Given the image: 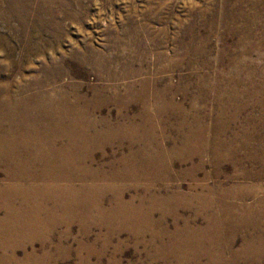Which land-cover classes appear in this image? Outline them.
Instances as JSON below:
<instances>
[{
	"label": "rangeland",
	"instance_id": "1",
	"mask_svg": "<svg viewBox=\"0 0 264 264\" xmlns=\"http://www.w3.org/2000/svg\"><path fill=\"white\" fill-rule=\"evenodd\" d=\"M0 73L13 96L34 82V115L61 92L92 102L71 154L109 184L88 204L116 215L38 197L40 223L0 233V264H264V0H0ZM19 126L0 136L1 188L31 184L7 162L38 152L12 154L40 138Z\"/></svg>",
	"mask_w": 264,
	"mask_h": 264
},
{
	"label": "bare ground",
	"instance_id": "2",
	"mask_svg": "<svg viewBox=\"0 0 264 264\" xmlns=\"http://www.w3.org/2000/svg\"><path fill=\"white\" fill-rule=\"evenodd\" d=\"M87 58H86V60H87ZM87 61H89V60H87ZM6 66H8V65H6ZM121 75H122V73H121ZM114 78H116V77H114ZM32 84H34V82L33 83H29L27 87L18 89V93L16 92L17 95L16 96H13L12 93H10V89L8 87V83L5 81V76L3 74L0 75V136H5L7 133L16 134V133L20 132L19 131L20 130L19 127H21V126H19L20 123L23 124L22 129L23 128L25 129V130H23V132H28V134H29L28 136H31V135H34L35 136L36 134L37 135L39 134V136H40L39 140H35V141H31L30 140L29 142H26L25 145L23 144L24 146L22 145L21 146L22 148L19 147V146H17V145H15V144H12V145L9 144L10 145V150H13V152H12L13 155H19L21 153L23 155V152L24 151H28V150L30 151V150H33V149H35L38 152L35 153V154L25 155L26 158L24 160H21L20 162L18 161L19 162L18 163L19 166L23 167V170H21L19 172L18 171H15L13 173L12 170H11L12 165H14L15 167H17V164H16L17 162L15 163L14 160H13L12 163L9 162V161H7L8 164L11 165L10 166V169H9V171L12 174L11 175V181H13V180L16 181L17 180V182H18V181H22V180H27V181H31V184L29 186H27V187L20 186L19 184H16L18 186H12V185L9 184L8 186H6L4 188H1L0 187V210L1 209L2 210H5V217L4 218H0V233H2V236H3V234H7V232H9V226H11L13 223L16 225L17 224V221H21V223L28 222V224L30 222H37L39 220L41 221V219H40L41 218V213L43 212L44 208L42 206H40V205L37 204L38 202H37V199L36 198H38V197H41L42 199L44 198L46 201L47 200H51V202L55 203L58 207L60 205L63 208H65L64 206H68L67 201L74 200L76 202V204L77 203L78 204H82V206H84V208H87V209H90L93 206V208H95V210L99 211V213L102 216H105V217L110 216V218H111V216H116L115 214L114 215H111L110 214V213L114 212V210H113L114 209V206H112L109 209L107 207H105L102 204V200H101L102 197L101 196H100L101 198H99L98 200L92 199V201L93 200L94 201L92 203L90 202V204H88L90 198H89V200H87V198H88V197H86L87 195H82L83 194L82 191L85 190V189L88 191V193L91 191V193H93V194H91V198H93L96 195H100L101 194V192L103 191V190H101V187L103 185H105L107 182L106 181H103V178L100 179V177H99V171L97 172L98 173L97 174L96 172H93L92 170H89L90 168L83 167L84 166L83 164H87L88 166L89 165L92 166V163L94 161L92 157H91V160L90 161H88V162L86 161V163H83L82 164L83 165L82 167L81 166L77 167V163L76 162H80V161H84L85 162V159L80 158V156L78 154H71V151H73L74 148H76V143H74V141H72V139L74 137L76 138V137H81V136H84V135H87V134H91L90 131H89V129H88L89 128L88 125H90L89 123H91V122H88L87 123L86 120H88L89 117H90V112H89L90 108H89V106H91L90 104H92V102L90 101L91 103H88V100L86 99V100H84V103L81 104V102L83 101L84 98H81L80 95H77V96H75L73 98H69V97L66 96V93L65 92L64 93L61 92L62 94L60 93L59 99H57V101L54 100V101L50 102L49 105H45V104L42 103L45 106L40 107L39 112L36 115H34L33 114V112H34V108L33 107L34 106L32 107L31 100H30L31 98H29L27 100V99L24 98L26 96V94H25V96L22 95L23 92L26 91V88H32ZM45 84H46V82H45ZM105 89H107V88H105ZM118 90H119V87H118ZM42 91H44V90H42ZM31 92H30V94H31ZM95 92H96V96H97V93L99 92V90H97ZM132 92L134 93V91H132ZM101 94H99V96H97V97L98 98L99 97H102ZM117 96L118 95H115V97H113V99H111V100H118L120 97L118 96L119 97L118 98ZM139 96H140V94H139ZM38 100H40V99H38ZM140 102H142V101H140ZM143 104H144V102H143ZM143 107H144V105H143ZM35 109H36V107H35ZM90 111L92 112V110H90ZM122 111H123V109H122ZM38 119L42 120L43 122L45 121L46 123L44 122L45 125H42V127L40 129H37V128L34 129L33 127L30 126V124L33 122V120L35 121V120H38ZM49 123H53L52 126L49 125ZM132 123H134V122H132ZM110 131H112V130H110ZM114 132H116V131L114 130ZM22 136H23V134H22ZM64 138H67V139L70 140L67 144H65V145H67L65 147H68V151H66V152L65 151L62 152L61 150H59V147H57V144H59V141L62 140V139H64ZM19 143H20V141H19ZM7 153H9V152H7ZM3 155L6 158L5 154H3ZM29 163H40V165L43 164L44 166L43 165L41 167L39 166L41 169H39V168L34 169L35 166H34V168H31L33 165L32 164H29ZM83 169H87V170L86 171H82ZM125 172H123L121 174L119 173V174H116V175L113 174L114 175L113 178H122V179H124V178H126L128 176V174L125 173ZM109 177H110V175H109ZM132 177L135 178L136 176L132 174ZM139 178H140V176H139ZM134 180H136V179H134ZM63 181H65V182H63ZM110 187L111 186H109V188ZM123 189L124 188L120 189V192L121 193L123 192ZM202 197H204V196H202ZM159 199H161V198H159ZM114 201H115L116 207L119 206L120 208L121 207L123 208L125 206V203H126L123 200L122 196H117ZM73 202H71V203H73ZM32 203H33V205H31ZM132 203L130 202V203L127 204V206H130L131 209H132V206L131 205H133ZM78 204L76 206H78ZM86 204H88V205H86ZM43 205H44V203H43ZM137 209H136V211H137ZM119 213L125 214V212H123V211H120ZM130 213H131V211H130ZM118 218H120V217H118ZM114 219H115V217H114ZM40 221H39V223H40ZM187 228H188V226H187ZM163 232H165V231H163ZM160 234H161V232H160ZM187 236H188V234H187ZM3 237H5V236H3ZM216 237H217V235H216ZM184 239L186 240V237H184ZM189 241H190V239H189ZM203 241H204V239H203ZM212 241H213V239H212ZM177 242H178V240H177ZM194 243L195 242H193V244ZM205 249H206V247H205ZM175 254H173V255L175 256ZM202 254H203V252H202ZM184 257H187V256H184Z\"/></svg>",
	"mask_w": 264,
	"mask_h": 264
}]
</instances>
